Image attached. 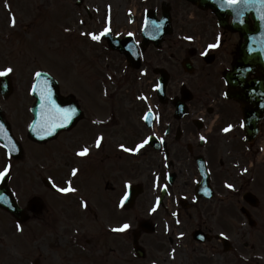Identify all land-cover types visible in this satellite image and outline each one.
Segmentation results:
<instances>
[{
    "label": "flooded vegetation",
    "instance_id": "1",
    "mask_svg": "<svg viewBox=\"0 0 264 264\" xmlns=\"http://www.w3.org/2000/svg\"><path fill=\"white\" fill-rule=\"evenodd\" d=\"M194 53L187 47V54ZM228 55L218 53L214 55L215 68L200 64L186 81L168 84L165 103L155 94L157 78L152 70L159 65L160 56L152 47L140 50L139 61L141 72L148 68L150 73H141L139 79L134 74L129 77L123 70L125 60L117 55L107 64L113 72L110 79L100 76L91 80V95L88 89L76 90L80 98H89L79 103L88 115L86 127L94 150L90 153L91 170L101 174L98 181L92 177L89 183L94 193L100 186L111 193L98 192V199L91 198L90 205L87 202L95 221L105 222L92 241L96 251L101 247L97 238L106 240L111 257H120L112 264H264V181H256L257 172L264 171V149L258 157L259 144L264 141V119L258 134L251 141L245 140L238 103L219 100L221 87L216 77L227 67ZM199 58L206 63L203 56ZM198 76H210V80L203 82ZM131 84L141 87L133 86L129 98L127 87ZM147 103L152 109L149 119L153 116L149 128L143 119ZM229 125L233 127L224 132ZM98 136H103L99 149L95 147ZM145 137L151 140L138 153L120 148L121 144L135 147ZM125 165L129 169L123 176ZM127 178L140 184L130 209L120 205ZM117 206L126 223L133 215L135 228L131 232H139L136 236L141 245H135L134 251L140 258L134 256L135 261L128 259V230L116 234L120 239H112L108 218L98 217L114 212ZM154 206L156 210L151 211ZM223 237L230 242L228 250Z\"/></svg>",
    "mask_w": 264,
    "mask_h": 264
},
{
    "label": "rangeland",
    "instance_id": "2",
    "mask_svg": "<svg viewBox=\"0 0 264 264\" xmlns=\"http://www.w3.org/2000/svg\"><path fill=\"white\" fill-rule=\"evenodd\" d=\"M90 1L94 3L95 13L93 12V16L95 18L100 17L102 19L103 13L114 7L113 22L115 24L116 8L137 2V0ZM73 2L74 0H0V66L11 64L16 69L11 75L13 91L4 99L0 98V103L7 111L12 131L15 133L21 131V123L25 124L29 118L27 106L31 100L27 95V87L36 69L43 68L62 77L66 81L64 91L71 90L74 85L83 92L85 90L84 80L81 76L73 77V67H80V74L85 79H90L87 76L88 70L95 73L96 66H100L98 59L100 54L92 51L93 44L89 41V36L82 35V33L87 32L90 24L80 25L77 22L78 17H82L84 21L87 19L83 14L77 13L82 9L76 10ZM6 3L10 5V8L6 7ZM176 4L178 3L176 2ZM177 8L180 9V6L178 5ZM188 11L187 9V14ZM182 13L184 16L186 10L184 9ZM12 15L16 17L15 27L10 24ZM180 26H188V24L181 22ZM124 27L126 26L124 25ZM65 29L69 31H65ZM166 53L167 50L164 51L165 56ZM163 63L167 64L162 61V65ZM88 93L91 95L90 87ZM74 134L75 132L69 135L66 133L60 135L56 142L46 145L43 150H41L42 148L38 150L39 148L33 147L37 145L24 141L23 149L28 156V151L33 148L36 161H40L41 157L46 155L49 161L47 166L49 175L61 183V179L69 175V171L72 170H68L72 164L61 159V154L57 150L60 148L64 154V143L70 142L69 138H73ZM16 136L23 137V131ZM47 160L43 161L45 165L48 164ZM6 162L7 157L0 147V167L5 166ZM13 162V166H10L12 173L10 185L16 191L19 190L20 194L17 192L16 196L23 203L32 193L41 190L38 179L41 176L40 170H42L43 165L40 163L34 169L33 165L25 164L24 157ZM84 163L86 164L83 166V175L88 176L89 169L87 166L91 162L86 160ZM126 166L129 169V165ZM32 167L33 169H31ZM90 176H94V174ZM33 188L35 190L31 191ZM104 191L105 194L111 195L110 191L106 189ZM54 196L56 197V195ZM54 196L49 195L50 198ZM99 197L100 195L96 190L93 198L98 199ZM62 199L64 200H56L55 202L48 199V214L52 213L51 207L59 208L62 206L64 212L54 213L46 228L42 226L43 222H41L45 214L36 219L29 218L26 222L14 223V220L7 213L0 211V264H32L35 259H38L39 264L106 263L103 261L104 258L99 262V260L95 261L89 256L88 249L91 250V248L92 257L98 255V252L93 251L94 243L92 242L91 248L89 245L90 233L98 231V227L92 221V216H78V213L83 214V212L76 208L77 203L70 197V194L62 197ZM61 214H63L62 218H60ZM121 215L124 217V214ZM121 215H112L111 218L120 220ZM74 218L80 219V223L76 222ZM74 223H77L79 232L84 237L76 249H71L68 245L73 233L72 229L76 227ZM17 224L21 226V231L17 230ZM57 231H60L58 235L56 234ZM60 233H63V238L60 237ZM77 249L88 252L84 254ZM99 250V253L107 256L106 242L102 244ZM110 255L112 254L108 253V256Z\"/></svg>",
    "mask_w": 264,
    "mask_h": 264
},
{
    "label": "snow or ice",
    "instance_id": "3",
    "mask_svg": "<svg viewBox=\"0 0 264 264\" xmlns=\"http://www.w3.org/2000/svg\"><path fill=\"white\" fill-rule=\"evenodd\" d=\"M224 4L227 8H237L238 5H245L249 8L251 11H255L257 14V17L259 20L264 21V0H224ZM6 7L10 8V5L6 3ZM237 15H243V11H238ZM16 17L14 15L10 18V24L12 27L16 26ZM110 27H105L102 32L99 34L96 33H82V35L89 36L94 41H99L102 36H105L108 32H110ZM65 31H69L68 29H65ZM131 35V34H130ZM186 39H192V37H185ZM219 46V37H217V43L209 44L207 47L208 49H213ZM249 52H251L253 49L249 47ZM257 51L264 52V46H262L260 49H257ZM207 50L205 52H202L201 55H206ZM16 69L9 64L8 66H0V78H8L10 77ZM145 74V73H142ZM44 74L40 71H35L32 74V82L31 86L29 88V94H35L39 98V109L36 112V119L33 121L29 127L32 129L34 133H36L38 136H40L41 139L52 136L57 132V129L64 128L68 126L72 121L73 117L75 116L77 109L75 107H61L60 104L56 102V100L53 98V91L50 86L48 78L44 77ZM0 87L7 88V83H0ZM156 89H159L160 85L156 84L154 85ZM140 99H147L146 97H139ZM151 114V108H149L148 112L144 115L143 119L145 121L149 120V115ZM233 126L229 125L228 127L224 128V132H228ZM0 131H3V126L0 125ZM201 140H204L205 137L201 136ZM102 140L103 136H98L95 141V147L101 148L102 146ZM151 140V137H145L142 139L139 143L135 145V147H126L125 145L121 144L120 148L128 153H138L141 149H143L146 145L149 144ZM12 150L15 151V146L12 147ZM90 152V149L85 146L81 148L79 151L76 152L77 156L84 157L87 156ZM10 171V165H5L3 170H0V180H3L6 175L9 174ZM244 171H247L245 169ZM78 173V169L72 168L71 174L73 177H75ZM130 182H125V188L129 187ZM54 187L57 188V190L61 193H69V192H75L76 189L72 187L71 181L67 182L66 187H58L55 184H53ZM227 187L232 189L234 186L232 184H227ZM166 188V186H165ZM129 193L125 191L124 196L120 200V205L123 206L124 202L128 199ZM159 203V198L157 201V206ZM81 205L84 208H87V202L82 200ZM156 207L154 206L151 211H155ZM176 213H173V216H175ZM179 223V221H177ZM130 224L123 223L119 227L112 228L111 230L113 232H125L130 228ZM17 230L21 231L22 228L19 224H17ZM183 235V233H181ZM223 235V233H221Z\"/></svg>",
    "mask_w": 264,
    "mask_h": 264
},
{
    "label": "water",
    "instance_id": "4",
    "mask_svg": "<svg viewBox=\"0 0 264 264\" xmlns=\"http://www.w3.org/2000/svg\"><path fill=\"white\" fill-rule=\"evenodd\" d=\"M203 1V0H202ZM242 7L244 8L245 7V5H242ZM255 19H256V24H255V31L257 32V31H260L258 28L261 26V20H259L258 19V17H257V14H256V16H255ZM257 56H259V54H258V52H256V53H254V54H252L251 55V58L249 57V60H247L248 61V63L250 64V65H253V64H255L254 63V59L257 57ZM256 62L258 63V64H263L264 62L263 61H260V60H258L257 58H256ZM241 64H242V62L240 61V62H238L237 63V65H235V70L237 71V70H239L240 69V67H241ZM260 73H262V71H259ZM261 83V82H260ZM262 85H264V83H261ZM251 86H253V84H251ZM56 90V87L54 88V91ZM57 96V94H54L53 93V98L55 99V97ZM58 99H56V101H57ZM71 102V101H70ZM38 103H39V101H38ZM252 103H253V100L251 101V103L250 102H247L246 104H245V112L248 114L249 112H250V108H249V106H252ZM60 129H57V132L59 131ZM52 136H48V137H45V139L46 138H51Z\"/></svg>",
    "mask_w": 264,
    "mask_h": 264
}]
</instances>
